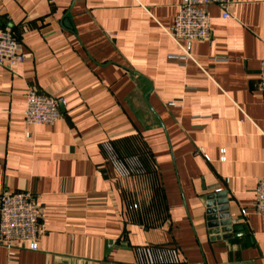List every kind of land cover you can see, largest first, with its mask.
<instances>
[{"label":"crops","instance_id":"1","mask_svg":"<svg viewBox=\"0 0 264 264\" xmlns=\"http://www.w3.org/2000/svg\"><path fill=\"white\" fill-rule=\"evenodd\" d=\"M180 1L0 0L25 56L0 66V195L33 193L41 214L39 248L0 244V264H139L145 246L175 247L176 264H264V0H230V18L209 5L211 37L185 65L168 57ZM30 90L65 98L56 124L26 122ZM106 143L145 172L120 176ZM219 188L244 235L211 239Z\"/></svg>","mask_w":264,"mask_h":264},{"label":"built area","instance_id":"2","mask_svg":"<svg viewBox=\"0 0 264 264\" xmlns=\"http://www.w3.org/2000/svg\"><path fill=\"white\" fill-rule=\"evenodd\" d=\"M217 4L224 8L222 17L230 18V0H181L168 35L179 46V53L168 55L170 59L185 65L196 61L192 53L195 40L211 37V15L208 6ZM25 56L13 32L0 27V66L13 71L23 63ZM257 88L261 93L264 106V59L260 62ZM66 104L61 95L42 94L35 90L27 93V107L24 117L31 125H54L61 116V107ZM170 106L176 105L174 102ZM29 135V133H27ZM112 165L120 176H130L145 172L142 162L136 156L119 157L113 147L105 144ZM205 158L209 160L208 156ZM224 159V157H223ZM254 210L264 215V177L257 182ZM40 208L32 193L27 191H4L0 195V244L8 250L9 257L16 249L39 248ZM135 255L139 264H176L180 258L176 248L136 247Z\"/></svg>","mask_w":264,"mask_h":264},{"label":"water","instance_id":"3","mask_svg":"<svg viewBox=\"0 0 264 264\" xmlns=\"http://www.w3.org/2000/svg\"><path fill=\"white\" fill-rule=\"evenodd\" d=\"M219 189L206 194L204 203L205 219L211 239H227L244 235V226L241 223L233 222L226 190Z\"/></svg>","mask_w":264,"mask_h":264},{"label":"rangeland","instance_id":"4","mask_svg":"<svg viewBox=\"0 0 264 264\" xmlns=\"http://www.w3.org/2000/svg\"><path fill=\"white\" fill-rule=\"evenodd\" d=\"M28 192V191H27ZM33 194V193H32Z\"/></svg>","mask_w":264,"mask_h":264},{"label":"trees","instance_id":"5","mask_svg":"<svg viewBox=\"0 0 264 264\" xmlns=\"http://www.w3.org/2000/svg\"><path fill=\"white\" fill-rule=\"evenodd\" d=\"M16 37V36H15ZM17 39V38H16Z\"/></svg>","mask_w":264,"mask_h":264}]
</instances>
